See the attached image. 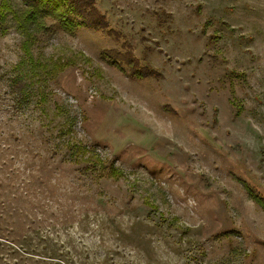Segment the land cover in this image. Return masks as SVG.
Listing matches in <instances>:
<instances>
[{
	"label": "rangeland",
	"instance_id": "obj_1",
	"mask_svg": "<svg viewBox=\"0 0 264 264\" xmlns=\"http://www.w3.org/2000/svg\"><path fill=\"white\" fill-rule=\"evenodd\" d=\"M92 2L105 30L35 33V62L69 64L46 102L18 106L29 58L0 25V264H264V0Z\"/></svg>",
	"mask_w": 264,
	"mask_h": 264
},
{
	"label": "trees",
	"instance_id": "obj_2",
	"mask_svg": "<svg viewBox=\"0 0 264 264\" xmlns=\"http://www.w3.org/2000/svg\"><path fill=\"white\" fill-rule=\"evenodd\" d=\"M23 8L16 9L8 0H2L0 4V25L11 17L14 21L16 30L24 37L22 49L29 58V70L27 73L19 74L15 77L13 88L17 96L18 106L26 107L31 103L33 95L39 94V103L46 102V94L43 92V83L63 71L69 66L68 62L57 59L49 62H35L31 55V46L35 40V33L48 30L44 20L52 19L63 29L72 32L77 28L92 27L96 30H105L107 22L102 14L95 8L92 0H22ZM103 55L118 68L125 66L129 74L137 79L158 78L160 73L149 67H143L138 59L130 51L119 52L114 49H105ZM33 81L26 82L25 79ZM41 85H36L35 83ZM67 124L71 123V115L67 111L64 114L59 109ZM62 132V131H61ZM67 160L70 163L78 164L79 160L89 154V149L79 143H71L68 147ZM81 157V158H80ZM80 164V163H79ZM97 164H91L84 169L91 172L105 171V175L111 178L121 176L119 170L113 165L97 167ZM253 200L264 210V198L251 195Z\"/></svg>",
	"mask_w": 264,
	"mask_h": 264
}]
</instances>
